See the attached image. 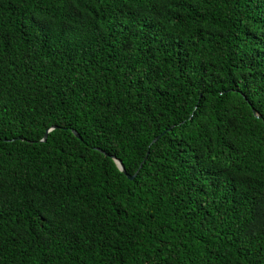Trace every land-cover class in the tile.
Segmentation results:
<instances>
[{"label":"trees","instance_id":"trees-1","mask_svg":"<svg viewBox=\"0 0 264 264\" xmlns=\"http://www.w3.org/2000/svg\"><path fill=\"white\" fill-rule=\"evenodd\" d=\"M262 115L264 0H0V264H264Z\"/></svg>","mask_w":264,"mask_h":264},{"label":"water","instance_id":"water-1","mask_svg":"<svg viewBox=\"0 0 264 264\" xmlns=\"http://www.w3.org/2000/svg\"><path fill=\"white\" fill-rule=\"evenodd\" d=\"M53 130H55V128L49 130V131L46 133V135H45V137H44L42 143H45V142L47 141V138H48L49 133L52 132ZM72 133L76 136V138H78L79 140H82L81 136H80L76 131H72ZM160 138H161V136L158 137V138H156V139L154 140L153 144L157 143V142L160 140ZM96 150H98L99 152L105 154L103 151H101V150H99V149H96ZM106 156H108V155H106ZM113 159L115 160L116 164L118 165V168L120 169V171L123 172V173L128 177L129 180H134V178L137 176V174L134 175V176H129V175H127V173H126V171H125V168H124V165L122 164V162L119 161V160H117V159L114 158V157H113Z\"/></svg>","mask_w":264,"mask_h":264},{"label":"snow or ice","instance_id":"snow-or-ice-1","mask_svg":"<svg viewBox=\"0 0 264 264\" xmlns=\"http://www.w3.org/2000/svg\"><path fill=\"white\" fill-rule=\"evenodd\" d=\"M260 118H261V119H264V115H262Z\"/></svg>","mask_w":264,"mask_h":264}]
</instances>
